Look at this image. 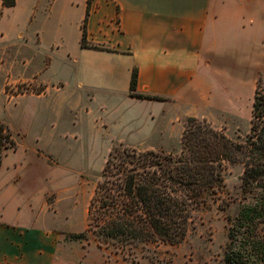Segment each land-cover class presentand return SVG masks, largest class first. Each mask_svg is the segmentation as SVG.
I'll return each instance as SVG.
<instances>
[{
	"label": "crops",
	"instance_id": "obj_1",
	"mask_svg": "<svg viewBox=\"0 0 264 264\" xmlns=\"http://www.w3.org/2000/svg\"><path fill=\"white\" fill-rule=\"evenodd\" d=\"M133 68L135 91L161 100L130 94ZM262 69L264 0H0V122L15 143L0 159V264H44L42 250L72 230L58 209L68 199L77 207L86 178L66 199L56 188L64 104L76 110L78 96L95 89L146 107L124 111L126 120L152 121L156 135L177 125L181 137L188 117L239 103L246 82L252 104ZM124 144L167 153L175 145Z\"/></svg>",
	"mask_w": 264,
	"mask_h": 264
},
{
	"label": "trees",
	"instance_id": "obj_2",
	"mask_svg": "<svg viewBox=\"0 0 264 264\" xmlns=\"http://www.w3.org/2000/svg\"><path fill=\"white\" fill-rule=\"evenodd\" d=\"M15 0H3L6 6ZM84 46L88 45L82 39ZM97 48V46H93ZM133 68L130 94L161 100L135 91ZM0 122V159L15 143ZM3 138L8 142L5 143ZM241 163V204L228 224L226 264H247L251 254L264 263V74L257 76L249 131L243 140L229 137L206 118L190 116L181 133L178 153L138 148L120 142L109 150L87 206L85 230L99 246L117 249L146 243L177 244L186 236L196 211L216 200L224 188L228 164Z\"/></svg>",
	"mask_w": 264,
	"mask_h": 264
},
{
	"label": "rangeland",
	"instance_id": "obj_3",
	"mask_svg": "<svg viewBox=\"0 0 264 264\" xmlns=\"http://www.w3.org/2000/svg\"><path fill=\"white\" fill-rule=\"evenodd\" d=\"M261 73L264 74V69ZM259 74L252 77V93ZM94 90L83 91L82 96H78L76 110L67 104L62 106L61 134L51 158L59 173L56 179L59 185L55 186L66 199L73 196L81 173L86 183L82 188L78 187V199L81 201L76 208L72 206V199L60 203L58 222L61 227L69 226L72 230H65L59 235L56 248L42 250L44 264H226L224 255L228 243V224L241 204V163L227 165L220 197L210 200L207 206L196 211L186 236L177 244L152 242L121 250L115 244L97 245L91 234L86 238L69 236L85 230L87 214L84 203H88L101 178V170L113 141L121 139L124 143L162 144L166 147L175 143L168 148L171 153H178L181 148L177 125L166 135H156L151 131L152 121L140 119L142 121L130 122L123 114L131 109L143 113L146 107L107 100L103 92ZM241 92L243 98L239 103L222 107L209 117H204L236 140H243L249 131L252 106L249 82ZM178 141L179 145H176ZM67 209L74 211L67 214ZM247 264L264 263L257 255L251 254Z\"/></svg>",
	"mask_w": 264,
	"mask_h": 264
},
{
	"label": "built area",
	"instance_id": "obj_4",
	"mask_svg": "<svg viewBox=\"0 0 264 264\" xmlns=\"http://www.w3.org/2000/svg\"><path fill=\"white\" fill-rule=\"evenodd\" d=\"M2 132H3L5 135H6V134H7V135L9 134V139L12 138V137H11L10 130L8 129L7 126H4V127L2 128ZM3 141H5V143L8 142V140L6 141L5 138H3Z\"/></svg>",
	"mask_w": 264,
	"mask_h": 264
}]
</instances>
